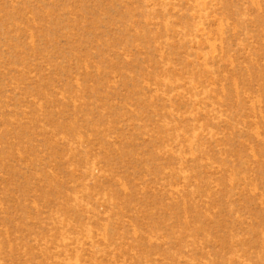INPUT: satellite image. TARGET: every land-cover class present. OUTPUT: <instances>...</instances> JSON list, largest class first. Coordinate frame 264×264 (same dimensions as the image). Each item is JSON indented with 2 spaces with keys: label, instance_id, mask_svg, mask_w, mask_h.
Instances as JSON below:
<instances>
[{
  "label": "rangeland",
  "instance_id": "1",
  "mask_svg": "<svg viewBox=\"0 0 264 264\" xmlns=\"http://www.w3.org/2000/svg\"><path fill=\"white\" fill-rule=\"evenodd\" d=\"M0 264H264V0H0Z\"/></svg>",
  "mask_w": 264,
  "mask_h": 264
}]
</instances>
